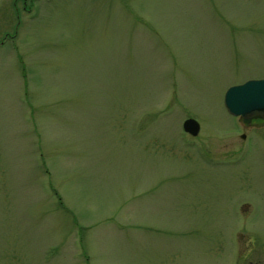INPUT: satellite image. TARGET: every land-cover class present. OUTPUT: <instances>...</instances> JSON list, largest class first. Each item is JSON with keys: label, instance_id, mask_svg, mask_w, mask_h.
I'll return each instance as SVG.
<instances>
[{"label": "rangeland", "instance_id": "rangeland-1", "mask_svg": "<svg viewBox=\"0 0 264 264\" xmlns=\"http://www.w3.org/2000/svg\"><path fill=\"white\" fill-rule=\"evenodd\" d=\"M253 78L264 0H0V264H264Z\"/></svg>", "mask_w": 264, "mask_h": 264}, {"label": "water", "instance_id": "water-1", "mask_svg": "<svg viewBox=\"0 0 264 264\" xmlns=\"http://www.w3.org/2000/svg\"><path fill=\"white\" fill-rule=\"evenodd\" d=\"M223 105L227 113L241 117L244 123H248L250 118L264 116V78L248 79L229 86L223 95ZM182 130L196 136L199 124L193 118H186L182 122Z\"/></svg>", "mask_w": 264, "mask_h": 264}, {"label": "flooded vegetation", "instance_id": "flooded-vegetation-1", "mask_svg": "<svg viewBox=\"0 0 264 264\" xmlns=\"http://www.w3.org/2000/svg\"><path fill=\"white\" fill-rule=\"evenodd\" d=\"M240 121L242 123H244L241 118H240ZM258 123H264V116H260V117H256V118H250V121L246 124L251 125V124H258Z\"/></svg>", "mask_w": 264, "mask_h": 264}]
</instances>
